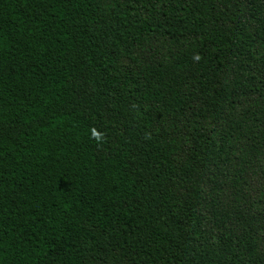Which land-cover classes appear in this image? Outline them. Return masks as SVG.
<instances>
[{
	"label": "trees",
	"instance_id": "trees-1",
	"mask_svg": "<svg viewBox=\"0 0 264 264\" xmlns=\"http://www.w3.org/2000/svg\"><path fill=\"white\" fill-rule=\"evenodd\" d=\"M0 264H264V0H0Z\"/></svg>",
	"mask_w": 264,
	"mask_h": 264
}]
</instances>
